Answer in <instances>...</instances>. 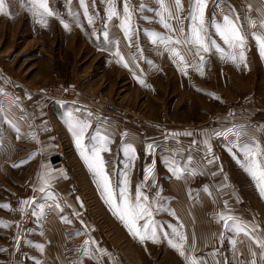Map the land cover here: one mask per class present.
Segmentation results:
<instances>
[{
  "label": "rangeland",
  "instance_id": "1",
  "mask_svg": "<svg viewBox=\"0 0 264 264\" xmlns=\"http://www.w3.org/2000/svg\"><path fill=\"white\" fill-rule=\"evenodd\" d=\"M163 2L172 13L171 18L157 0H127L132 29L130 46L121 27L125 0H84L91 22L84 15L80 0H47L54 15L43 17L44 24L37 22L41 18L33 14L29 0H3L7 14L0 13V123L4 122L9 104L19 108V115H26L21 109L29 101L49 103L45 93L58 74L64 83L76 88L72 100L52 103L62 111L59 115L73 145L76 143L69 123L76 120L89 124L84 139L86 148H91L101 136L109 137L110 151L101 154L110 182L108 193L81 155L70 154L65 136L58 135L54 139L56 152L63 157L59 167L67 177V195L77 206L69 209L64 202L50 198L29 210L37 220L31 221L38 222L39 227L53 228L60 221L65 240L62 253L68 261L80 256L78 243L92 240L89 254L95 264H190L193 258L181 256L169 244L171 240L184 250V217L183 225L181 218H176L181 212L184 216V202L169 200V187L183 174L193 183L185 204L191 224L201 216L209 227L221 213L235 217L249 229L255 227L253 235L264 238V198L257 181L244 168L249 148L258 147L256 159L264 160V58L253 38L255 34L264 39V28L260 27L264 0H207L209 35L220 45L223 57L215 49L202 53L203 65L191 45H172L178 52L173 57L164 45L152 43L153 34L182 41L189 29L186 17L191 0H181L180 12L175 8V0ZM113 6L118 15L109 18ZM225 15L240 17L238 24L247 36V67L227 58L231 50L212 27L213 22L222 23ZM162 17L172 31L163 27ZM252 21L256 27H252ZM180 29L185 30L184 35ZM22 77L26 84L36 79L50 80L33 92L29 86L27 89L15 82ZM9 79L15 83L4 92L1 81L9 84ZM78 94L94 102L98 98L104 106L112 104L120 113H110L106 106L103 111L102 103L79 109L83 106L78 104ZM2 144L0 194L10 195L11 187L19 186L39 194L42 185L48 187L42 192L44 195L55 192L42 182L46 172L31 170L35 156L19 160V167H10V156L4 154ZM129 145L135 156L131 162L126 151ZM173 168L180 170V178L173 174ZM146 169L150 171L146 173ZM137 187L147 197L141 203L152 213L151 217L139 220L137 226L154 222L147 230L149 238L143 241L129 234L112 210L121 203L122 188H126L125 195L133 203ZM56 191L65 193L62 189ZM109 194L112 204L106 202ZM55 205L62 212L58 220L52 215L53 210L57 211ZM28 227L29 220L22 223L21 228ZM153 229L155 243L151 239ZM211 231L216 233L218 248L225 252V264H247L252 259L257 264L264 263L258 262L259 255L250 256V245L257 253L260 249L248 237L235 235L234 227L225 228L222 224L218 232Z\"/></svg>",
  "mask_w": 264,
  "mask_h": 264
},
{
  "label": "crops",
  "instance_id": "2",
  "mask_svg": "<svg viewBox=\"0 0 264 264\" xmlns=\"http://www.w3.org/2000/svg\"><path fill=\"white\" fill-rule=\"evenodd\" d=\"M36 80L26 84L22 77L21 81L15 79V82H19L25 87L27 86V89L29 86V91L34 92L39 91L41 85L47 84L50 78L38 80V82ZM8 81L9 84L6 81H1L4 83V92L7 89L11 90L15 83L14 79H9ZM79 94L78 97H81L78 99V104L83 106V108L79 109H86L102 103V100L98 98L96 99L99 101L95 100L94 102L90 97L85 98ZM75 100L77 101V99ZM4 101L7 102V100ZM105 106L104 104L102 105L103 111ZM6 110L8 111L3 116L4 122L0 123V142L2 144L3 141L4 154L10 156V161L7 163L8 166L20 165L21 162L19 160L23 161L25 157L33 155L36 157V162L32 163L31 170L46 172L45 181L42 182L46 186L53 188L56 193L58 189H62L65 193L63 195L57 193L59 195L57 197L55 192L51 195H44L42 192L38 194L37 190L34 191L31 188L22 189L19 186L18 188L11 187L8 191L10 195L0 194V205L9 206L8 208L0 207V264H95L96 262L93 261L91 254H89V252L92 253L89 250L91 249L90 244L86 246L84 243H78L77 246H80L78 252H81V254L78 258H74L73 261H68L63 257L62 252L65 240L58 225L60 221H58V224L56 222L55 227H47V229L46 225L39 227L38 222L35 224L31 221V219L37 220L34 218V212L29 210L35 208L37 202L45 201V199L55 198L56 202H64L69 209H74L77 206L76 201L67 195V177L62 171L63 169L61 170L59 167V165H63V157L56 152L54 140L58 135L65 136V145L70 154L72 156L80 154V150H77V147L73 145L66 134L67 128L64 127L59 115L62 111L56 105L45 100L29 101L27 106L21 109L26 115H19V108L13 106V104H9V108ZM2 164L0 155V168L3 166ZM192 184L189 176L184 178L183 174L181 179H176L174 184L170 187L168 186L172 188V193L169 196L171 199L169 200L171 202H184V216L183 212H181V216H176V218H181V225H183L182 218L184 217L185 256L193 258L195 264H206L207 262L208 264H225V252L218 248L220 244L216 241V233L213 234L211 231H217L223 224L218 222L221 213L217 214L219 218L217 221L214 220L209 223V227L202 222L203 218L201 216H197L199 221L195 224H191L189 217L186 216L185 204L191 196ZM219 198H222V196ZM56 209L58 211V208ZM57 211L53 210L52 215H56L58 220L62 212ZM70 213L75 216L72 211ZM223 215L225 216V214ZM27 220L30 221V227L27 229L21 228L22 223ZM86 231L88 233L87 228ZM193 236L195 237V247H192ZM220 239H222V235ZM101 251H104V249L101 248ZM249 261L246 263L250 264ZM261 261V259L258 260L260 263ZM262 264L264 263L262 262Z\"/></svg>",
  "mask_w": 264,
  "mask_h": 264
},
{
  "label": "snow or ice",
  "instance_id": "3",
  "mask_svg": "<svg viewBox=\"0 0 264 264\" xmlns=\"http://www.w3.org/2000/svg\"><path fill=\"white\" fill-rule=\"evenodd\" d=\"M158 4L160 5L161 9L164 11H168V16L171 18L172 13L168 10L167 6L164 4L163 0H157ZM31 4V10L33 14L39 16L37 22L39 23H46L43 17L48 16L51 17L54 15L53 11L49 8L47 4V0H29ZM81 7L84 8V15L89 22H91V18L88 17L87 14V7L85 6L84 0H80ZM182 3L181 0H175V8L177 12L182 10ZM207 8V0H191L190 8H189V15L186 17L190 21L189 29L186 35H184V29H180V34L184 35L183 40H173L171 37H164L159 34H153L152 36V43L162 44L166 48L169 49L172 56L175 57L178 55L177 50L172 47V45H178L183 43L185 46L191 45L192 47L196 48L197 55L200 56V63L203 65L204 56L202 53H209L213 49L217 53H221L223 57V50L221 49L220 45L217 44L214 40L211 39L208 31V22L205 17ZM251 10V6H249ZM0 13L7 14L5 10V6L3 0H0ZM124 23L122 24V31L125 32V39L129 41V45L131 46V37L129 33L132 31L131 29V14L128 11V4L127 0H125L124 4ZM117 12L115 11L114 6L110 8L109 18L117 16ZM179 18V17H177ZM240 17H229L225 15L223 17L222 23H212V27L215 30V34L223 41L224 45H226L231 51L227 53V58L232 60L233 62L237 63H244V66L247 67L246 64V57L244 54V47L246 44L247 36L243 33L241 27L238 24ZM166 29L172 31L171 26L166 22V20L162 17L160 21ZM252 27H256V23L254 21L251 22ZM127 25V27H125ZM260 27L264 28V19L260 20ZM105 38H107V33L104 34ZM253 38L256 39L259 54L262 58H264V39L255 36L253 34ZM118 54V53H117ZM123 59V58H121ZM183 60V57H181ZM125 67L128 65L125 64ZM143 84V81H140ZM89 124L87 121L76 120L74 122L69 123V130L72 132L74 137L76 146L80 149V155L84 160L85 164L88 168L100 178V181L103 184L104 191L106 193L109 192V179L108 176L105 174V164L106 161L102 158V153L109 152L110 149L107 147L109 143L108 136H101L99 137L96 144H93L91 148H86L84 145L85 133ZM186 135H191V133H186ZM217 136L221 135V133H216ZM91 139L96 140V137H92ZM151 149V145L148 146ZM129 153V160L130 162L135 159L134 156V149L129 145L127 150ZM211 151V149H209ZM258 155V147L257 148H249L246 151V163L244 164L245 171L249 173L253 180L257 181V187L259 189V193L261 198H264V160L257 161L256 157ZM211 162V161H209ZM18 165H13V167H17ZM131 166V164H130ZM150 171L146 169V173ZM180 170L177 168H173V174L179 176ZM127 180H125V184ZM46 187L42 186L39 191L45 192ZM126 188H122L120 191V204L115 205L112 210L114 215H116L123 223L124 226L127 228L129 234L133 235L134 237L139 238L141 241L144 239L149 238L147 236V230L152 228L154 222H147L144 225L138 227L137 222L145 217H151L152 213L145 207L141 201L147 200V197L142 196L139 187L135 192V200L133 203H130L128 196L125 195ZM107 203L112 204L111 195L109 194ZM0 207L8 208V205H0ZM56 208H59V205H55ZM218 222H222L225 228L234 227L235 235L240 236L243 235L248 237L252 244H255L259 249L260 252L257 253L251 247L248 248L249 254L252 257H257L261 260H264V238H260L259 236H254L253 233L257 231L254 227L249 229L248 225L244 224L243 222L237 221V219L231 215L224 216L221 215ZM144 232L145 234H141ZM79 234V233H77ZM222 235V233H221ZM151 239L153 243L156 242V230L153 229ZM181 239H185L181 235ZM90 243H94V241L86 240L84 244L87 246ZM243 243V241H241ZM169 244L171 247L176 248L177 251L181 256H185V252L182 246L173 243L169 240ZM192 247H195V237H192ZM190 264H195L194 260L190 261ZM250 264H257L256 259H252Z\"/></svg>",
  "mask_w": 264,
  "mask_h": 264
},
{
  "label": "built area",
  "instance_id": "4",
  "mask_svg": "<svg viewBox=\"0 0 264 264\" xmlns=\"http://www.w3.org/2000/svg\"><path fill=\"white\" fill-rule=\"evenodd\" d=\"M53 84L49 88V92L45 93L46 98L49 103L59 102V101H68L71 98L73 99L76 94V88L72 84L64 83L58 74L54 76ZM71 99V100H72ZM106 109L110 113L119 114V108L115 107L112 104H106Z\"/></svg>",
  "mask_w": 264,
  "mask_h": 264
}]
</instances>
